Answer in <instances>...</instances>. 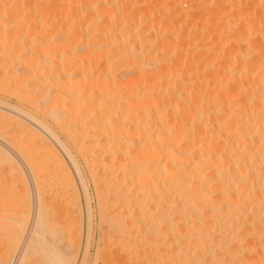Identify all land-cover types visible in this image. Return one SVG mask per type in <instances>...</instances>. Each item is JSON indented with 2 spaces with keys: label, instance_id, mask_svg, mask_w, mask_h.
<instances>
[{
  "label": "bare ground",
  "instance_id": "obj_1",
  "mask_svg": "<svg viewBox=\"0 0 264 264\" xmlns=\"http://www.w3.org/2000/svg\"><path fill=\"white\" fill-rule=\"evenodd\" d=\"M14 129L37 201L0 146V264H83L88 183L101 264H264V0H0Z\"/></svg>",
  "mask_w": 264,
  "mask_h": 264
},
{
  "label": "rangeland",
  "instance_id": "obj_2",
  "mask_svg": "<svg viewBox=\"0 0 264 264\" xmlns=\"http://www.w3.org/2000/svg\"><path fill=\"white\" fill-rule=\"evenodd\" d=\"M4 99L6 100V102L8 103V104H10V105H15V103H16V99H15V97H10L9 95H7V96H5L4 97ZM38 118L40 119V120H42L43 118L40 116V115H38ZM42 118V119H41ZM44 121V120H43ZM49 123V122H48ZM50 124V123H49ZM48 124V126L50 127V128H54L51 124L49 125ZM1 132H0V146L1 147H3L5 150H7L8 151V153H11L15 158H16V162L22 167V169L25 171V176H26V179L29 181V185H30V191H31V196H32V198H34L33 200H32V202L34 203V205H33V208H35V205H36V201H37V198H36V187H35V184H34V176H33V173H32V170H31V168H30V166H29V161L30 162H32L31 161V159H34L33 161L34 162H37V159L39 160V158H41L40 156L38 157V155L37 154H39L38 152H36V148L35 147H33V148H35V151L33 152L32 151V149L33 148H31V143L29 142L28 143V141H27V144H26V152H27V148H28V151H29V149L31 148V151H32V153H35V154H32L30 151V153L29 152H27V153H23L24 154V156H25V158H24V156L21 154V152H23L24 150L23 149H21L20 147V149L19 148H17L16 149V146L18 147V145H19V142L18 143H16L17 141H18V139H20L19 141H21V142H23L24 143V140L26 141V139L27 138H25V137H21V135L22 136H24V134H20L17 130H13V132L11 133L10 131H8V133L9 134H7V131H5L4 132V130H0ZM16 132H18V134H19V136L21 137V138H19L18 137V135H17V133ZM17 135V137H15ZM11 137V138H10ZM13 137H15L16 139H15V142H13V145L10 143V141L12 142L13 141ZM23 138H25L24 140H23ZM11 139V140H10ZM23 141H22V140ZM10 140V141H9ZM21 142H20V144H21ZM10 143V144H9ZM16 146H15V145ZM15 146V147H14ZM24 151V152H25ZM62 154H64L63 152H61ZM29 156L30 157H35L36 156V158H29ZM38 157V158H37ZM30 159V160H29ZM29 160V161H28ZM2 172V171H1ZM0 175L3 177V174H1L0 173ZM30 175V176H29ZM0 176V177H1ZM77 177V176H76ZM6 183V182H5ZM81 187V186H80ZM81 191H82V194H83V190L81 189ZM88 193H89V205H90V208H91V222L92 223H90V225H91V234H90V240H89V245H88V249H86V253H85V255H84V260L85 261H83L84 263L83 264H93L95 261L94 260H97L96 262H95V264H101V263H99V262H102L101 260H102V258H104L105 256L104 255H106L105 253L108 251V247H106L105 249L107 250H105L104 251V249H103V247L102 246H104V243H105V240H104V238H106V236H104V238H103V240H104V242H103V245H101L102 243H100V242H102L103 240H102V238H101V233H100V231L102 230V228H103V230L102 231H104L105 230V226L99 221L100 219H97V218H99V216H98V213H97V203H96V197H95V194H94V190H93V187H92V185L90 184V183H88ZM82 196V195H81ZM82 203L84 204L83 206H85V199L82 197ZM32 208V207H31ZM33 212V213H32ZM71 212V211H70ZM26 213H24V215H25ZM34 214H35V212H34V210L33 211H31L30 212V214H28V223H27V226H29V227H27L26 226V234L28 235V233H29V231L31 230V226H33V224H34ZM71 214H73L72 212H71ZM70 213H69V215H68V220H67V223H69V227H71L72 229H73V231H75L76 229H77V226H78V223H76V221L77 220H75L74 218H71L70 220H71V222H70V220H69V216L71 215ZM21 215H23V214H21ZM27 215V214H26ZM32 216V217H31ZM71 217V216H70ZM82 217H83V215H82ZM20 218H21V216H20ZM26 218V217H25ZM25 218H22V219H25ZM72 219H74V220H72ZM84 219V218H83ZM97 221H99L100 222V226H102V227H100L99 228V222H97ZM85 222V221H84ZM83 222V223H84ZM70 223H72V224H70ZM76 223V224H75ZM70 225H74L73 227L72 226H70ZM83 226H84V228H83ZM70 228V230L72 231V229ZM76 228V229H75ZM28 229V230H27ZM86 228H85V223H84V225L82 224V234H81V236L83 237V230H85ZM101 229V230H100ZM101 231V232H102ZM98 233V234H97ZM105 235L106 233H102V235ZM97 236H99V237H97ZM26 237V236H25ZM81 240H80V248H79V252H78V256H79V254L82 252V247L81 246H83L82 245V238H80ZM96 240H97V242H96ZM97 243H98V245H99V243H100V245L101 246H97ZM96 246L98 247V250H100V249H103V253L102 254H96V251H97V248H96ZM105 246H107L106 245V243H105ZM19 247H20V245H19ZM102 247V248H101ZM0 248H3L2 246H0ZM17 251V252H16ZM15 252L16 253H18V255L16 256V253L14 252V255L11 257L10 256V263L9 264H28L27 262H24V261H19V256L21 255V250L20 251H18V250H16ZM81 251V252H80ZM97 253H99V251H97ZM100 253H101V251H100ZM119 253H123V252H120L119 251ZM20 254V255H19ZM98 255V256H97ZM102 255H103V257H102ZM86 256V257H85ZM94 256H97V257H102L101 258V260H98V258L96 257H94ZM121 256V255H120ZM122 256H124V258H125V253H124V255H122ZM127 257V256H126ZM155 258H157L156 256H154ZM154 257H151V259L152 258H154ZM11 258H12V260H11ZM93 258H94V260H93ZM154 258V259H155ZM14 259V260H13ZM100 259V258H99ZM133 259V261H131V259L129 260V261H131V262H133L134 264L135 263H138V264H140L139 262L141 261H143V262H145L146 264H152L151 262H149V260L147 261L146 259H148V258H142V260L141 259H139L140 261L139 262H135V261H138L137 259H134V258H132ZM150 259V258H149ZM150 259V260H151ZM154 259H153V262H157V264L160 262V259H158L157 258V261H154ZM104 260V259H103ZM121 260V259H120ZM125 260H128L127 258L125 259ZM125 260H123V258H122V260H121V262H124ZM145 260V261H144ZM159 260V261H158ZM94 261V262H93ZM105 261V260H104ZM104 261H103V264H104ZM152 261V260H151ZM15 262V263H14ZM19 262V263H18ZM24 262V263H23ZM98 262V263H97ZM119 262V261H118ZM120 262V264H122ZM142 262V264H145V263H143ZM106 263H108V262H106ZM112 263V262H111ZM128 263V261H126V263H124V264H127ZM130 263V262H129ZM154 263V264H155ZM161 263V262H160ZM7 264H8V262H7ZM30 264V263H29ZM109 264H110V262H109ZM113 264H115L114 262H113ZM116 264H118V263H116Z\"/></svg>",
  "mask_w": 264,
  "mask_h": 264
},
{
  "label": "snow or ice",
  "instance_id": "obj_3",
  "mask_svg": "<svg viewBox=\"0 0 264 264\" xmlns=\"http://www.w3.org/2000/svg\"><path fill=\"white\" fill-rule=\"evenodd\" d=\"M239 264H243V262H239Z\"/></svg>",
  "mask_w": 264,
  "mask_h": 264
}]
</instances>
